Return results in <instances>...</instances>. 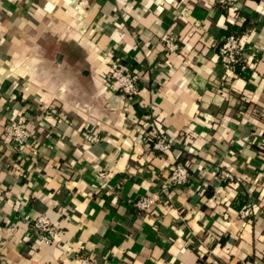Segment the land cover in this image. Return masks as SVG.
Returning <instances> with one entry per match:
<instances>
[{
    "label": "crops",
    "instance_id": "obj_1",
    "mask_svg": "<svg viewBox=\"0 0 264 264\" xmlns=\"http://www.w3.org/2000/svg\"><path fill=\"white\" fill-rule=\"evenodd\" d=\"M244 23L246 78L216 50ZM113 58L139 68L138 96L104 82ZM20 116L36 157L3 136ZM176 161L182 186L167 179ZM0 188V264H264V0H0ZM151 194L161 202L137 212ZM240 195L254 205L244 219Z\"/></svg>",
    "mask_w": 264,
    "mask_h": 264
},
{
    "label": "built area",
    "instance_id": "obj_2",
    "mask_svg": "<svg viewBox=\"0 0 264 264\" xmlns=\"http://www.w3.org/2000/svg\"><path fill=\"white\" fill-rule=\"evenodd\" d=\"M240 0H215V2L222 8H229L235 6ZM163 48L168 53H173L177 50L176 39L173 35L165 34L161 38ZM241 48L242 41L236 35L225 36L221 42L218 50L219 62L226 68L227 72L234 71L235 65L241 63ZM245 65H241V70H244ZM139 68H130L120 58H113L109 64V72L104 77V82L110 84V86L118 93V96L127 101L139 94V82L141 80ZM153 131V130H152ZM3 136L11 144H14L20 151H25L32 157L38 155V141L27 129L26 120L23 116H20L4 127ZM149 146L153 151L161 153L167 152L171 147V142L166 135L153 131L150 135ZM84 139L88 144H95L100 141V138L96 134L86 133ZM223 178L228 180L234 187H238L241 180L232 178L230 174H224ZM168 182L172 186H182L188 182L189 173L186 163L182 161H176L168 175ZM7 192L0 188V201L7 196ZM161 199L157 194L145 195L138 198L133 208L139 213H147L156 204L160 203ZM254 205L246 204L243 209L238 213L240 218L250 217L253 213ZM33 227L41 233V242L50 243L55 238V229L50 225L49 220L46 217L39 215L33 222ZM79 264H93L89 259L82 257ZM198 264H201L198 263ZM204 264H224L219 259H211Z\"/></svg>",
    "mask_w": 264,
    "mask_h": 264
},
{
    "label": "trees",
    "instance_id": "obj_3",
    "mask_svg": "<svg viewBox=\"0 0 264 264\" xmlns=\"http://www.w3.org/2000/svg\"><path fill=\"white\" fill-rule=\"evenodd\" d=\"M246 25L244 23V25H242L241 27H237V26H229L228 30H226L225 32H220V37L223 36H229V35H239L241 33H243L246 29ZM219 37V38H220ZM221 45V41L218 43V45L216 46V50H219V47ZM234 72L239 75L242 76L244 78H246L249 74V70L247 68H245L244 70H241V64H237L234 67ZM188 168V167H187ZM207 196H210V194H207ZM247 202V198L246 196H237L236 200L233 202L232 206L234 207L235 210H240Z\"/></svg>",
    "mask_w": 264,
    "mask_h": 264
}]
</instances>
